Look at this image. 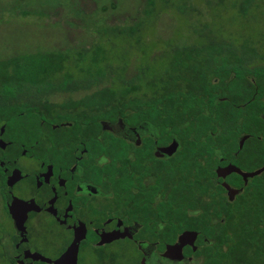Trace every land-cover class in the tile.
Masks as SVG:
<instances>
[{"label": "flooded vegetation", "instance_id": "1", "mask_svg": "<svg viewBox=\"0 0 264 264\" xmlns=\"http://www.w3.org/2000/svg\"><path fill=\"white\" fill-rule=\"evenodd\" d=\"M33 118L22 111L0 124V233L17 264H55L76 238L78 264L84 254L119 263L123 245L133 248L134 264H199L202 231L181 230V204L188 221L207 223L264 181L262 136L181 137L178 121H136L132 112L96 124ZM233 167L262 171L244 177ZM185 231L198 232L194 245L182 257L165 255Z\"/></svg>", "mask_w": 264, "mask_h": 264}, {"label": "trees", "instance_id": "2", "mask_svg": "<svg viewBox=\"0 0 264 264\" xmlns=\"http://www.w3.org/2000/svg\"><path fill=\"white\" fill-rule=\"evenodd\" d=\"M253 1L245 0L244 5ZM157 3L148 0L146 17L131 25L100 30L107 37L105 44L0 59V124L20 118L22 111L35 122L95 124L101 119L126 120L132 112L136 121H178L181 137H264V52L250 40L237 43L213 24H203L193 29L195 40L168 42L165 52L157 55L167 61L159 73L149 74L150 67L143 63L131 77L118 70H126L121 64L130 61L124 55L146 42V20L158 12ZM244 5L238 3L247 12ZM118 39L128 47L119 62L106 50ZM80 91L85 93L78 98L52 100L57 94ZM258 188L217 210L207 223L188 221L181 204V220L186 219L180 222L181 230L202 231L199 264H264V181Z\"/></svg>", "mask_w": 264, "mask_h": 264}, {"label": "rangeland", "instance_id": "3", "mask_svg": "<svg viewBox=\"0 0 264 264\" xmlns=\"http://www.w3.org/2000/svg\"><path fill=\"white\" fill-rule=\"evenodd\" d=\"M147 1L0 0V59L22 53L89 47L94 42L102 41L105 44L107 37L100 30L116 25H131L145 18ZM157 1L158 12L146 20V42L142 46L132 48L125 54L128 50L125 40L118 39L112 48L107 44L106 50L112 60L118 61L124 54L125 61L130 59L129 63L121 64L127 67L126 70L118 68L128 77L137 73L140 63L150 67L149 74L159 73L167 61L157 55L165 52L168 42L195 40L197 37L193 29L203 24H213L223 37L237 43L250 40L258 50L264 52V0H254L248 5H244L245 0ZM166 3L171 5L166 7ZM238 3H243L247 12H242ZM179 7H184V11ZM139 48L145 50H141L142 56L137 51ZM118 62L113 63V68L119 66ZM84 93H61L52 96V100L61 102L69 97L78 98ZM4 220L6 218L1 216L0 221ZM58 235L60 238L61 233L58 232ZM2 236L0 233V264H17L4 253L2 242L5 240ZM36 239L34 242L37 245L48 246V239ZM57 240L53 241L55 247L62 245L61 239ZM122 249L125 253L116 264H134L136 256L133 248L123 245ZM88 255L81 257V264H95V258Z\"/></svg>", "mask_w": 264, "mask_h": 264}, {"label": "water", "instance_id": "4", "mask_svg": "<svg viewBox=\"0 0 264 264\" xmlns=\"http://www.w3.org/2000/svg\"><path fill=\"white\" fill-rule=\"evenodd\" d=\"M246 137L247 136H245V138ZM233 169H234V171L241 173L244 177H247L248 175L254 176L255 174H258L262 171V170H259L257 172L248 174V173L241 171V169H239L237 167H233ZM226 186H227V188L231 194L237 193V190L231 188L228 184H226ZM20 202H21V200L16 199L13 202V204L10 206L11 212H12L13 216H15V217H16V215L14 214V210L17 208V206ZM197 236H198V232H196V231H185V232H183L179 238L178 243L173 245V246H169L165 255H170L171 253H176L182 257L183 256V247L187 244L194 245ZM78 246H79L78 239L76 238L72 242L70 247L67 249V251L65 253H63L55 261V264H78ZM38 257H39V259H43L44 261H47V262L51 261V259L47 258V257H43V256H38Z\"/></svg>", "mask_w": 264, "mask_h": 264}]
</instances>
